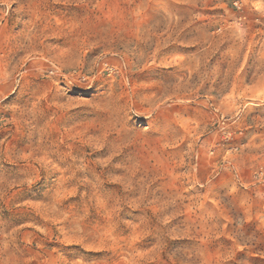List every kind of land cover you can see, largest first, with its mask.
<instances>
[{
  "label": "rangeland",
  "instance_id": "374dc122",
  "mask_svg": "<svg viewBox=\"0 0 264 264\" xmlns=\"http://www.w3.org/2000/svg\"><path fill=\"white\" fill-rule=\"evenodd\" d=\"M0 264H264V0H0Z\"/></svg>",
  "mask_w": 264,
  "mask_h": 264
}]
</instances>
